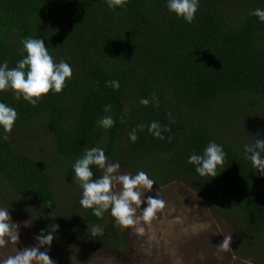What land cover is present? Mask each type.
<instances>
[{
    "label": "trees",
    "instance_id": "trees-1",
    "mask_svg": "<svg viewBox=\"0 0 264 264\" xmlns=\"http://www.w3.org/2000/svg\"><path fill=\"white\" fill-rule=\"evenodd\" d=\"M257 8L264 0H199L189 24L167 0H128L123 8L106 0H0V65L16 67L26 57L21 40L37 38L72 68L63 91L35 107L0 92L18 114L11 133L0 126V206L46 234L58 225L53 249L125 261L127 229L110 210L97 218L79 204L73 165L99 147L124 172H146L153 188L178 180L200 193L230 225L232 254L264 264V174L244 152L264 139V22L250 15ZM111 80L118 90L106 86ZM153 95L158 106L140 104ZM108 115L115 123L104 129L98 120ZM153 121L170 129L164 139L148 132ZM210 142L225 152L224 169L201 177L187 161ZM90 168L98 179L101 169ZM92 226L103 235L92 236Z\"/></svg>",
    "mask_w": 264,
    "mask_h": 264
},
{
    "label": "clouds",
    "instance_id": "clouds-1",
    "mask_svg": "<svg viewBox=\"0 0 264 264\" xmlns=\"http://www.w3.org/2000/svg\"><path fill=\"white\" fill-rule=\"evenodd\" d=\"M128 0H106L109 8L126 6ZM199 0H167V9L177 17H182L187 23L191 24L198 11ZM250 15L259 18L264 22V9H255ZM21 44L26 52V57L22 58L16 67L9 69L8 62L0 65V92L12 90L15 98L24 101L35 107L41 98L50 91L59 94L66 86V79L72 77L71 66L61 60L56 63L50 55L48 48L45 47L43 39L27 38L22 39ZM106 86L119 89V82L116 80L108 81ZM159 105L158 99L153 95L152 100L143 98L140 100L142 106L149 103ZM111 105H105L104 111L109 112ZM18 118L16 110L0 102V126L5 133H11L13 125ZM115 121L108 115L98 120L100 127L109 129L114 126ZM144 125L129 132L130 142H136L137 130L143 131ZM148 132L157 139H164L163 132L170 131L169 128H162L158 122H151L147 126ZM7 139V136L4 137ZM170 139V138H169ZM244 152L258 173L264 174V139H256L255 142L246 143ZM225 152L222 147L215 142H210L204 149L203 155L192 154L188 158V163L195 165V171L201 176L210 178L216 177L224 169ZM91 165L103 170L102 176L98 179L93 178ZM120 165L118 162L112 163L108 160L102 148L92 147L85 150L82 158L76 160L73 165L76 181L82 188V196L79 204L84 209H92L93 215L101 218L106 211L110 210L111 216L122 228H133L138 235L144 234V224H150L159 211L163 210L166 202L157 192L155 197L148 196L145 200L144 193L152 190L155 181L150 179L146 172L139 171L136 175L117 174ZM116 185H120V191H115ZM146 203V207L140 210L141 205ZM139 212V215H138ZM19 225L12 223L8 209L0 208V248L6 246L11 241L17 244ZM58 225H51L50 231L45 233L41 230L40 234L34 239L38 241L35 246L26 247L18 250L15 255L8 256L2 264H55V261L48 255L47 248L41 251L44 246H51L54 233ZM89 230V226H88ZM87 230V231H88ZM91 235L99 237L103 235V229L99 226H92ZM232 236L226 235L223 241L217 246L218 251L227 252L232 250L230 245Z\"/></svg>",
    "mask_w": 264,
    "mask_h": 264
},
{
    "label": "rangeland",
    "instance_id": "rangeland-1",
    "mask_svg": "<svg viewBox=\"0 0 264 264\" xmlns=\"http://www.w3.org/2000/svg\"><path fill=\"white\" fill-rule=\"evenodd\" d=\"M100 174L102 176L103 170ZM117 174L129 173L119 168ZM120 188L116 185L115 191ZM157 192L166 206L150 224L141 222L145 230L143 235L136 234L133 228H126L130 243L128 252L121 254L125 261L120 260V256L84 248L56 250L44 246L41 251L47 248L55 264H260L252 258L233 255L232 250L218 251L217 246L224 236H232V229L215 215L200 193L176 180L145 192V200L148 196L155 197ZM146 206V203L142 204L140 210ZM9 215L12 223L19 225V241L17 244L9 241L0 248V264L18 250L35 246L38 241L34 237L40 234L30 221Z\"/></svg>",
    "mask_w": 264,
    "mask_h": 264
}]
</instances>
